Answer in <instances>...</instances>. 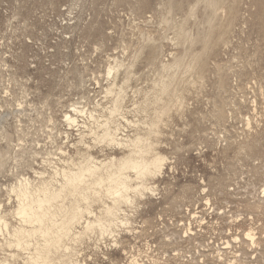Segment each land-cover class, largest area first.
<instances>
[{
	"label": "rangeland",
	"instance_id": "1",
	"mask_svg": "<svg viewBox=\"0 0 264 264\" xmlns=\"http://www.w3.org/2000/svg\"><path fill=\"white\" fill-rule=\"evenodd\" d=\"M139 137L166 156L154 191L129 190L112 233L75 224L56 260L264 264V0H0V264L43 242L16 243L20 185Z\"/></svg>",
	"mask_w": 264,
	"mask_h": 264
},
{
	"label": "bare ground",
	"instance_id": "2",
	"mask_svg": "<svg viewBox=\"0 0 264 264\" xmlns=\"http://www.w3.org/2000/svg\"><path fill=\"white\" fill-rule=\"evenodd\" d=\"M109 72H113L112 68ZM68 119L75 121L70 116ZM108 139L115 141L113 137ZM133 145L131 154L118 162L114 159L97 162L91 158L86 163L78 165L75 170H63V180L56 188H45L34 194L30 191V182L27 180L18 187L17 213L23 221L29 223V227L20 226L14 229L16 243L28 247L30 239L35 237L43 239L42 243L35 244V252L28 258L32 263L75 264L72 260H56V254L64 245V239L74 233L75 224L82 223L85 232L98 226L103 235L105 232L112 233V226H115L117 224L115 220L119 219L117 212L121 209V203L131 202L129 190L154 191V187L145 184L143 179L147 174H158L166 162V156L157 154L149 160L145 155L151 151V146L141 137L135 139ZM103 169L107 176L101 174ZM130 171L141 180L135 187L131 182ZM92 195L112 199L114 206L106 204L100 198L106 205L102 210L106 216L102 213L98 215L93 210ZM84 217L86 219L81 222ZM8 225L7 221L0 220V232L3 228L8 230Z\"/></svg>",
	"mask_w": 264,
	"mask_h": 264
}]
</instances>
